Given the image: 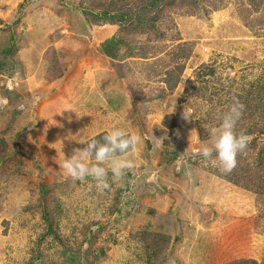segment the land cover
Here are the masks:
<instances>
[{
	"label": "rangeland",
	"instance_id": "374dc122",
	"mask_svg": "<svg viewBox=\"0 0 264 264\" xmlns=\"http://www.w3.org/2000/svg\"><path fill=\"white\" fill-rule=\"evenodd\" d=\"M98 1L0 0V264L29 257L42 221L36 212H22L35 208L42 193L60 211L56 221L68 226L65 233L74 227L83 239L81 259L104 246L101 264H144L131 252L138 246L132 236L143 228L175 234L177 227L167 264L264 263V202L209 173L217 165L200 154L208 141L198 134L211 128L210 105L220 112L227 91L242 93L264 75V10L245 26L235 0L186 1L163 10L153 25L164 34L154 35L147 28L86 25L80 7L100 13ZM138 2L124 10L137 12ZM56 29L61 37L53 41ZM109 41H122L113 60L103 52ZM191 43L169 92L162 78L173 70L170 59L179 45ZM116 103L123 107L116 110ZM167 115L174 118L172 130L162 126ZM115 128L139 134L142 142L126 157L134 167L119 181L109 171L110 190L99 192L91 177L65 175L64 158ZM90 222L97 225L80 235Z\"/></svg>",
	"mask_w": 264,
	"mask_h": 264
},
{
	"label": "trees",
	"instance_id": "16d2710c",
	"mask_svg": "<svg viewBox=\"0 0 264 264\" xmlns=\"http://www.w3.org/2000/svg\"><path fill=\"white\" fill-rule=\"evenodd\" d=\"M134 0H99L96 4L97 7L102 10L100 13H94L88 7H80L81 14L84 17V22L86 25H99V24H109L111 26H117L118 30L123 29H142L143 33L148 30L149 33L158 35V30L154 28V20L163 12L166 7L183 6L186 1H189V5L196 0H139L137 3V12H132L129 10H124L128 4H132ZM137 1V0H136ZM237 9V17L240 19L243 25H251V23L256 19L257 16L261 14L264 10V0H235ZM22 6V4H21ZM83 6V5H82ZM136 6V5H135ZM218 8V6H217ZM212 10H217L212 8ZM262 18H258L257 22L260 24L263 22ZM16 22V21H15ZM14 24V23H13ZM60 29H56V36L53 41L58 40L61 37ZM131 31V30H130ZM164 34V32L159 33ZM163 36V35H161ZM165 37H162L164 39ZM122 41L114 43L109 41L108 43H103L104 55L112 60L115 58L114 50L121 44ZM117 44V45H116ZM195 45L191 44H181L177 47V52L171 57V66L173 65V70L167 71L163 76L162 80L165 84L167 91L172 92L179 79L182 71L184 69L185 62L190 58V54L193 51ZM163 48L160 47H150L149 51L161 52ZM140 56L146 55V50L141 47L139 49ZM126 57H132L130 53ZM177 61V63H176ZM182 62V63H180ZM203 69H207L206 66H202ZM205 75L213 76L209 71ZM122 78V76H121ZM201 78L200 72L197 73L196 79ZM193 81H188L187 85L192 88ZM129 90L136 92L131 85H128ZM205 90L195 89L192 92L194 95H199V92L205 94ZM188 91L186 88L185 92ZM246 92V93H245ZM217 95L216 92L213 93ZM227 100L224 102V106L220 108V112L216 111L214 105H210L209 114L207 115L208 124L212 127L218 126L220 118H216L217 115L221 117L229 107L232 105L234 100L239 101L243 104V111L240 119L238 120L235 132L237 135H244L247 138V148L237 154L236 167L230 172L225 173L217 165L215 168H209V173L214 177H217L229 184L235 185L236 187L243 189L247 192H251L256 195L262 202H264V141H260L259 137L263 136L264 140V75L260 79L251 83L247 88L244 87L242 93H233L227 91ZM118 101H124V99H119ZM123 107L121 103H116V110ZM173 116L167 115L162 121V126L166 130H172L175 128L173 122ZM210 128V129H211ZM204 128L199 129V137L202 141H209V131ZM106 135L102 132L95 136L100 143H104L102 137ZM92 140V139H91ZM90 140V141H91ZM89 141V142H90ZM258 148V152H257ZM42 198L40 202L35 206V208H27L23 210V214L27 213L28 216L33 217L36 212L40 215V220L42 221L41 231L34 233V239L32 242L31 251L29 252V257L26 260H22L21 264H101L106 258L105 247L95 248L93 251H88L85 253L83 259L80 258V252L83 244V239L78 238L77 234L73 231L76 229L71 227V229L66 234L64 228L67 229L68 226H64L61 222H57V215L60 211H54L55 207L52 206ZM57 208V206H56ZM209 215L205 218L207 220ZM153 218V216H151ZM91 226H84L80 235H84L86 231L90 230L91 227L97 225L95 222H90ZM35 228V227H34ZM33 228V229H34ZM102 228H97V233H100ZM142 230V229H141ZM178 228L176 227L175 234H169L167 232L149 231L143 228V230L133 235V239L138 243V246L133 247L131 252L138 256V260L144 264H167V261L174 254L173 239L177 238ZM79 240V241H78ZM91 239L89 242L92 244ZM61 262H59V260ZM231 264H264L258 263L254 260H237Z\"/></svg>",
	"mask_w": 264,
	"mask_h": 264
},
{
	"label": "clouds",
	"instance_id": "9594fccd",
	"mask_svg": "<svg viewBox=\"0 0 264 264\" xmlns=\"http://www.w3.org/2000/svg\"><path fill=\"white\" fill-rule=\"evenodd\" d=\"M243 104L234 100L229 109L220 117L218 126L209 131V141L204 142L200 154L206 161L218 165L225 173H230L237 164V154L247 148V137L237 135L235 127L242 115ZM183 119L188 121L190 114L184 110ZM104 143L92 139L83 149L74 150V155L63 160L61 165L65 175L74 181H84L91 177L96 189L103 193L110 190L109 171L113 181H119L126 170L134 167L126 157L138 149L142 138L139 134L115 128L102 137ZM215 153V156L213 155ZM108 167L106 168L105 165Z\"/></svg>",
	"mask_w": 264,
	"mask_h": 264
},
{
	"label": "water",
	"instance_id": "95a60500",
	"mask_svg": "<svg viewBox=\"0 0 264 264\" xmlns=\"http://www.w3.org/2000/svg\"><path fill=\"white\" fill-rule=\"evenodd\" d=\"M167 194L176 201L180 198V195L176 191H168Z\"/></svg>",
	"mask_w": 264,
	"mask_h": 264
}]
</instances>
